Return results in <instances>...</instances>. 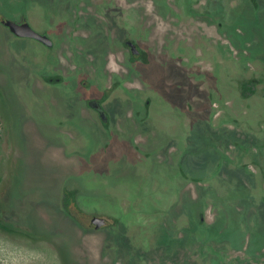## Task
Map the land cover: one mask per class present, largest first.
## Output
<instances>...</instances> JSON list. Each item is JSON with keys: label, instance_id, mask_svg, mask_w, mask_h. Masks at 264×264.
Instances as JSON below:
<instances>
[{"label": "rangeland", "instance_id": "1", "mask_svg": "<svg viewBox=\"0 0 264 264\" xmlns=\"http://www.w3.org/2000/svg\"><path fill=\"white\" fill-rule=\"evenodd\" d=\"M256 2L0 0L54 41L0 23V264H264ZM100 98L109 128L85 105Z\"/></svg>", "mask_w": 264, "mask_h": 264}, {"label": "flooded vegetation", "instance_id": "2", "mask_svg": "<svg viewBox=\"0 0 264 264\" xmlns=\"http://www.w3.org/2000/svg\"><path fill=\"white\" fill-rule=\"evenodd\" d=\"M253 4H254V6L255 7H258V4H257V2H256V0H253ZM125 10H127L128 8H124ZM223 9H225V10H227V8H223ZM1 19H6V18H3V17H0V23H1ZM11 20V19H10ZM120 21V20H119ZM18 22V21H17ZM22 22H27V21H22ZM22 22H19V23H22ZM124 22H127V21H125L124 20ZM2 24V23H1ZM3 25V24H2ZM31 25V24H30ZM4 26V25H3ZM32 26V25H31ZM5 27V26H4ZM8 31H9V29L7 28V27H5ZM10 32V31H9ZM11 33V32H10ZM12 34V33H11ZM45 34H47V33H45ZM13 35V34H12ZM48 35V34H47ZM49 36V35H48ZM13 37L14 38H17V39H25V38H19V37H16V36H14L13 35ZM50 37V36H49ZM51 38V37H50ZM52 39V38H51ZM53 40V39H52ZM123 43H124V45L126 46V48L129 50V52H130V60H135L136 62H138V61H140V60H142V59H144L145 58V56H146V54H145V52H143L140 48H139V46H138V44L134 41V40H132L130 37H128V36H126L125 38H123L122 40H121ZM39 42V41H38ZM41 43V42H40ZM43 46H45L43 43H41ZM53 46H54V41H53ZM53 46L52 47H47V46H45V47H47V48H49V49H51V48H53ZM256 80V93H257V91H258V88H259V85H260V81L261 80H259L258 78H249V79H245V80H242V81H240V83H239V89H240V87H241V84H242V82H245V81H247V80ZM47 80L50 82V83H52V84H55V85H61L62 83H63V81H64V79H62L61 77H56V78H53V77H50V78H47ZM256 93L254 94V95H256ZM240 94H241V89H240ZM254 95H251L250 97H252V96H254ZM263 95H264V92H263ZM242 96V95H241ZM249 97V98H250ZM243 98V97H242ZM249 98H244V99H249ZM92 101H97V102H99L100 103V105H101V107H102V109L105 111V113H106V115H107V121L106 122H103V120H102V116H101V112L98 110V109H95V108H93L91 105H90V102H92ZM150 102H148V104H149ZM85 105L92 111V112H94V114L99 118V120H100V123H101V126L103 127V128H109L110 127V123H111V115H110V113H109V111H108V108L106 107V104H105V99L104 98H100V99H98V100H89V101H87V102H85ZM149 106H150V104H149ZM148 106V107H149ZM82 107H83V104L81 105V103H78L77 104V112H79L80 111V109H82ZM74 117H77L76 115H74ZM147 119L146 120H148V118H149V115H147V117H146ZM75 124L78 126L79 124H77V123H75V118L74 119H72V120H69V127L70 128H76V126H75ZM147 129H148V131H150V129H151V125H150V121H148V127H147ZM75 201H76V197H75ZM95 217V216H94ZM97 217H99V216H97ZM100 218H102V217H100ZM105 219V218H104ZM92 220V219H91ZM106 220V224H107V219H105ZM92 223V222H91ZM105 224V225H106ZM93 225V224H92ZM104 225V226H105ZM104 226H102V227H104ZM101 227V228H102ZM101 228H99V229H101Z\"/></svg>", "mask_w": 264, "mask_h": 264}, {"label": "water", "instance_id": "3", "mask_svg": "<svg viewBox=\"0 0 264 264\" xmlns=\"http://www.w3.org/2000/svg\"><path fill=\"white\" fill-rule=\"evenodd\" d=\"M1 23L9 29V31L16 37L25 38V39H34L41 43H43L47 47L53 46V40L45 33H40L35 30L29 22L19 23L10 19H1ZM90 105L98 109L101 112L103 122L107 121V115L105 111L102 109L101 105L97 101L90 102ZM92 224L96 229L101 228L106 224V220L100 217H93L91 220Z\"/></svg>", "mask_w": 264, "mask_h": 264}, {"label": "trees", "instance_id": "4", "mask_svg": "<svg viewBox=\"0 0 264 264\" xmlns=\"http://www.w3.org/2000/svg\"><path fill=\"white\" fill-rule=\"evenodd\" d=\"M256 80H247L241 84V95L243 98H249L256 93ZM75 202V192L65 190L62 197V205L64 209H69L70 205Z\"/></svg>", "mask_w": 264, "mask_h": 264}]
</instances>
